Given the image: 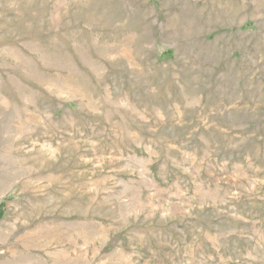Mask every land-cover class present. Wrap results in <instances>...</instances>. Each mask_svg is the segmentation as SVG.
I'll return each mask as SVG.
<instances>
[{
  "label": "rangeland",
  "instance_id": "1",
  "mask_svg": "<svg viewBox=\"0 0 264 264\" xmlns=\"http://www.w3.org/2000/svg\"><path fill=\"white\" fill-rule=\"evenodd\" d=\"M0 264H264V0H0Z\"/></svg>",
  "mask_w": 264,
  "mask_h": 264
}]
</instances>
